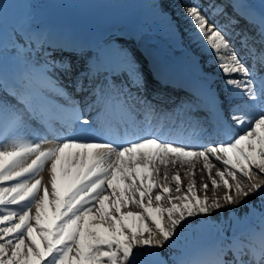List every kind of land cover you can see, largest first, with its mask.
<instances>
[{"label":"snow or ice","instance_id":"6c2138e0","mask_svg":"<svg viewBox=\"0 0 264 264\" xmlns=\"http://www.w3.org/2000/svg\"><path fill=\"white\" fill-rule=\"evenodd\" d=\"M172 3L153 4L171 41L207 57L188 75L0 31V264H264V0Z\"/></svg>","mask_w":264,"mask_h":264},{"label":"bare ground","instance_id":"6f19581e","mask_svg":"<svg viewBox=\"0 0 264 264\" xmlns=\"http://www.w3.org/2000/svg\"><path fill=\"white\" fill-rule=\"evenodd\" d=\"M180 2L181 1H179V3ZM154 3H155V0L153 2L152 1H147V2L142 1L141 2V7L139 8V10H140L139 16H138V19L132 25V30L135 27V29L139 33H147L148 32V34H150V35H159L163 40L168 41L175 48H178L171 41L167 24L165 23L163 18L160 17L159 10L157 8L153 7ZM175 3H172L170 6L166 5L167 10L171 11L172 9L176 8L177 5ZM180 23H181V27L183 28V26H184L183 21H181ZM85 25H86V23H85ZM71 41H74V40H71ZM117 43H118V45H124L125 47L133 45V44L135 45L134 39L129 40V38L127 36L121 37L119 39V41H117ZM133 46H131V47H133ZM178 49H180V48H178ZM188 49H191V50L196 51V52H201L200 49L195 44L190 43L188 38L185 37L183 40V50L188 51ZM159 52H161V51L159 50ZM204 59H207V57H204ZM46 146L50 147L52 145L49 144ZM213 163L216 164V167L213 168L212 175L216 179H219V177L216 176V173L218 170L222 171L223 168L219 163L215 162L214 160H213ZM187 167H188V165H185L184 168H176L173 170V174H174V171L180 172L182 184H183L185 190H186V186L189 182L188 177L185 175ZM196 169L197 170L195 172L194 179L196 181V191H197L198 195L203 197L206 194L209 197V199H212L213 197H222L225 194V192L227 190L224 189L223 186H221L220 188L217 189L211 185V182H210V179L208 178L206 170H201L202 164L198 163L196 165ZM43 175H44V182H48L50 179L49 172L45 171ZM238 179L240 180V182L242 184L246 185L248 183V181L243 176H238ZM257 179L264 180V177H258ZM204 183H207L209 185L207 192H205L203 189ZM129 210L130 211H139V209H136L134 207L124 209V211H129ZM238 210L241 214H243L246 211V209H244L242 207L239 208ZM34 212H35V209H33V213ZM216 215L217 214H215V213L213 214V216H216ZM219 217H223V215H220ZM165 255H167V252L165 253Z\"/></svg>","mask_w":264,"mask_h":264},{"label":"rangeland","instance_id":"374dc122","mask_svg":"<svg viewBox=\"0 0 264 264\" xmlns=\"http://www.w3.org/2000/svg\"><path fill=\"white\" fill-rule=\"evenodd\" d=\"M84 1L86 0H80V2H84ZM142 1H145V2L152 1L153 2L154 0H104L105 7L109 8L111 4L115 8L114 10L107 11V15H110V16L107 19H104V22L106 23L107 26L112 24L111 28L117 29L118 33L115 32L117 35L118 34L121 35L122 33L125 34L126 32L124 31L123 25L126 24L127 20L134 19L132 18L134 16L132 14L135 13L136 8L141 5ZM179 1L181 0H176L175 4L177 5ZM40 2L41 0H0L1 10L3 6V11L0 10L1 12L0 31H2L5 36L4 38L5 43L7 42V36L13 27V25L10 22L11 21L17 22L20 18L27 16V15H24V13L27 11V13L29 14L30 12L35 10L36 6H38ZM105 4H109V6H106ZM40 8L42 10H47V12L50 13L51 15V16H47L46 18H44V21H47L56 15H61V13H66V11L71 12L70 9L67 7L61 10L58 4H53L51 2H47L46 0L42 1ZM135 14L139 15L138 12H136ZM63 16L65 17L67 21H71V22L74 21V18L70 15L66 16L63 14ZM77 19L81 20L80 18H77ZM213 218L214 220L219 219L217 215L213 216Z\"/></svg>","mask_w":264,"mask_h":264}]
</instances>
